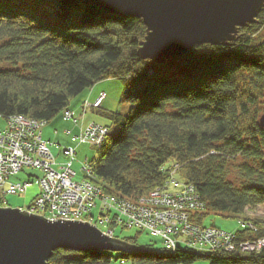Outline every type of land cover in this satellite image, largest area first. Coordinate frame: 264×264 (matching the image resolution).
Listing matches in <instances>:
<instances>
[{
	"label": "trees",
	"instance_id": "16d2710c",
	"mask_svg": "<svg viewBox=\"0 0 264 264\" xmlns=\"http://www.w3.org/2000/svg\"><path fill=\"white\" fill-rule=\"evenodd\" d=\"M263 30L264 11L238 30L233 43L196 47L157 65L137 55L146 34L141 20L69 0H0V118L23 116L47 124L96 84L144 78L153 70L154 80L124 100L126 115L103 114L110 123L107 136L89 162L91 177L83 179L104 195L133 204L177 178L179 189L193 187L204 203L203 211L190 215L192 224L204 227L209 215L237 219L253 227L235 231L239 240L262 239L264 219L244 215L264 205V130L258 126L264 112ZM236 158L243 161L244 182L238 187L227 180L228 164ZM7 190L0 188V208ZM110 215L106 230L114 238L117 228L134 230L116 225ZM121 241L137 246L136 238ZM141 249L132 254L61 249L46 264H192L200 259L264 264V248L254 253Z\"/></svg>",
	"mask_w": 264,
	"mask_h": 264
},
{
	"label": "built area",
	"instance_id": "2783aa9c",
	"mask_svg": "<svg viewBox=\"0 0 264 264\" xmlns=\"http://www.w3.org/2000/svg\"><path fill=\"white\" fill-rule=\"evenodd\" d=\"M146 77H154L153 71L148 70ZM125 79L132 80L130 76ZM104 99L105 94L101 93L93 103L83 104V115L90 109H100ZM74 116L72 112L66 111L63 118L77 125L78 119ZM5 121V126L0 129V188L10 177L23 169L40 171L42 176L38 180L39 196L26 209L30 214L42 216L49 221L62 219L86 222L97 228L92 224L90 212L96 201H99L100 225L107 227L111 221L108 215L111 214L116 225L159 237L164 247L172 252L179 246L200 253L216 250L227 253H254L264 248V238L255 241L239 240L235 232L229 233L192 224L190 215L203 211L204 203L193 187L182 186L183 189H179L174 180L133 204L104 195L101 189L88 179L75 182L73 178L76 173L72 170V165L76 150L67 147L61 154L64 162L56 163L48 148L50 145L42 139L45 122L23 116H14ZM107 132L105 126L91 123L81 129L72 141L79 145L89 144L97 149L103 144ZM82 172L83 175L91 177V166L86 159ZM29 186L28 182L10 183L7 194L25 193ZM169 187L173 189L171 192ZM241 227L253 229L251 224L243 222L240 223ZM102 233L113 237L109 229Z\"/></svg>",
	"mask_w": 264,
	"mask_h": 264
},
{
	"label": "water",
	"instance_id": "95a60500",
	"mask_svg": "<svg viewBox=\"0 0 264 264\" xmlns=\"http://www.w3.org/2000/svg\"><path fill=\"white\" fill-rule=\"evenodd\" d=\"M146 28L137 55L157 65L196 47L226 46L238 30L256 22L264 0H69ZM264 130V112L258 119ZM78 253H142V249L74 220H47L21 209L0 208V264H46L56 250Z\"/></svg>",
	"mask_w": 264,
	"mask_h": 264
},
{
	"label": "rangeland",
	"instance_id": "374dc122",
	"mask_svg": "<svg viewBox=\"0 0 264 264\" xmlns=\"http://www.w3.org/2000/svg\"><path fill=\"white\" fill-rule=\"evenodd\" d=\"M260 37H264V30L259 34ZM225 66H233L234 62L225 61ZM153 71V70H152ZM154 73V71H153ZM156 74H154L155 76ZM132 80L128 79H111L107 81H102L96 84L91 89L83 91L79 96H75L71 99L67 110L62 111L50 122L45 124L42 130V139L50 145L48 148L55 158L56 163L64 162L62 157V151L67 147H73L76 150L75 161L72 165V170L76 173L73 181L80 182L83 180L82 166L84 160L88 162L92 161L96 157V148L90 146L89 144L79 145L72 141V138L77 136L81 129L85 128L91 123L100 124L108 127L110 125L109 121L105 119L103 114L105 112L117 113L121 115H126L128 104L124 100L130 96L139 93L143 86L150 84L154 78H147L146 74L144 78H134ZM105 94V99L98 110H88L85 111L84 115L81 111V106L85 103H93L96 98L101 94ZM66 111L72 112L76 119H78L77 125H74L72 121L64 120V113ZM263 114V113H262ZM261 114V115H262ZM83 115V116H82ZM82 116V117H81ZM5 120L0 118V129L5 126ZM69 132V134H67ZM243 165V161L240 158H236L229 162L228 172L230 173L227 180L231 182L235 187L241 186L244 180L239 173L240 168ZM56 168V166H54ZM42 176L41 172L35 169L26 168L9 178L5 183V189L9 188L10 183H23L28 182L30 186L25 193L17 195H6L5 202L2 204L1 208L10 209H23L30 205L33 200L38 196L40 189L38 185V180ZM177 178H174L176 181ZM169 192L171 190L169 189ZM100 204L96 201L95 206L91 209L90 217L92 218V224H95L97 228L101 231L106 230V227L99 224L100 217ZM247 219H264V205L249 209L244 215ZM204 227H213L224 232H235L240 229V222L237 219H228L220 216H207L203 221ZM115 237L119 240L123 238H136V244L138 248H147L152 246L155 251L160 250L164 243L161 238L151 236L146 232H138V230H121L120 228L115 229ZM117 256V255H116ZM111 264H130V262H112ZM192 264H208L205 259H200Z\"/></svg>",
	"mask_w": 264,
	"mask_h": 264
},
{
	"label": "clouds",
	"instance_id": "9594fccd",
	"mask_svg": "<svg viewBox=\"0 0 264 264\" xmlns=\"http://www.w3.org/2000/svg\"><path fill=\"white\" fill-rule=\"evenodd\" d=\"M99 110V109H98Z\"/></svg>",
	"mask_w": 264,
	"mask_h": 264
}]
</instances>
